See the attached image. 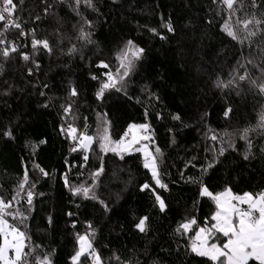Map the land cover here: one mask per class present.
Wrapping results in <instances>:
<instances>
[{
  "label": "trees",
  "instance_id": "obj_1",
  "mask_svg": "<svg viewBox=\"0 0 264 264\" xmlns=\"http://www.w3.org/2000/svg\"><path fill=\"white\" fill-rule=\"evenodd\" d=\"M13 3L21 28L8 33L21 46L11 52L0 44V52H10L0 54V198L11 201L27 173L14 204L26 219H7L25 233L28 264L45 256L51 264H74L86 229L101 257L96 264H213L192 252L196 231L214 223L215 200L202 188L213 195L264 192V93L249 82H264V0H235L234 12L221 0ZM226 20L237 39L224 31ZM33 39L47 40L51 51L30 48ZM128 41L143 52L119 85L97 98L105 73H117ZM245 73L248 79L240 81ZM103 121L114 141L133 123L148 126L165 187L140 152L101 151L96 136ZM68 126L94 138L90 150L82 148L71 161L61 137ZM81 187L87 196L74 192ZM145 217L141 232L136 225ZM193 219L187 232L177 231ZM76 264L94 263L86 253Z\"/></svg>",
  "mask_w": 264,
  "mask_h": 264
},
{
  "label": "snow or ice",
  "instance_id": "obj_2",
  "mask_svg": "<svg viewBox=\"0 0 264 264\" xmlns=\"http://www.w3.org/2000/svg\"><path fill=\"white\" fill-rule=\"evenodd\" d=\"M84 2L88 6H92V0H84ZM216 2V0H214ZM223 4L227 6L228 10L234 12V2L235 0H221ZM77 6L81 3V0H75ZM16 5L13 3V0H0V22H5L4 30L15 27L19 29L21 25L14 19H12V14L15 11ZM47 11V9H45ZM39 19V17H37ZM252 21L248 20L243 22V26L245 29L248 28V25L251 24ZM260 23V21H257ZM166 27L169 31H172L171 23L169 22ZM223 29L229 36L233 39H237L236 33L233 31L232 25L229 20H226L223 25ZM152 31H155L153 29ZM23 34V33H21ZM249 35H255V32H249ZM0 36H3V31H0ZM81 38L86 39L87 34L81 31ZM4 40L0 39V44H3ZM43 45L44 49L49 48V44L47 40L41 41L33 39L32 46L36 48L37 45ZM17 49L15 46L11 48V52H16ZM70 51H75V49H70ZM143 52L142 48H137L132 41H128L125 49L122 50L118 54V59L120 60L119 68L117 69V73L115 76L111 73H105L107 76V81L101 84L99 91L97 92V98H102L104 95V91L110 88H115L116 84L124 79L129 73V70L133 67V62L135 59H138L140 54ZM5 58L10 55L9 50L4 49L0 52ZM24 60H28L29 57L27 55L23 56ZM251 63V61H249ZM105 68L108 65H103ZM121 69L123 70L121 72ZM264 71V70H262ZM93 79H97V77H93ZM240 81H244L248 79V74L240 75L238 77ZM234 80H230L228 84H223V82H218L217 86L228 87L229 85L234 83ZM252 85L257 86L261 93H264V82L257 85L256 80L249 81ZM117 91L120 89L117 88ZM71 95H77L75 88L71 90ZM71 111V104H69L65 108V112L68 113ZM230 111V109L228 110ZM228 113L226 112L225 115ZM179 119V117H175ZM71 128V126H69ZM134 127V126H133ZM141 128H147V125H140ZM259 127L264 128V113L261 114ZM72 132H75V128H71ZM248 129L244 130L242 135V139H248ZM6 135H11L10 132L6 133ZM148 137H144L147 139ZM215 140L217 137L213 135L211 137ZM75 139V137H74ZM93 137L87 136L86 134H81L80 136V146L84 149H87L92 142ZM101 148L104 150L116 151L117 148L123 145V138L121 141L116 143L115 147L110 149L106 148L107 137L101 138ZM231 146V145H230ZM250 146V141H249ZM146 147V146H145ZM76 149L74 148L73 151ZM140 151V149H136ZM159 149H156V152L159 153ZM224 149H220V154L223 155ZM150 153L145 152V168H152V175L154 178L157 177L156 172V164L155 157L151 158V163H149L148 157ZM245 159H248L249 156L246 154L244 156ZM85 160H87V156H85ZM211 167V165H209ZM41 171H43L41 169ZM46 174V173H45ZM99 173H97L98 175ZM28 183L27 173H25L22 182L18 185V191L15 196L12 197L11 201H5L3 198H0V239H2V243H0V264H28V256L30 253H25L24 248V239L25 233L20 231L18 227L9 223L7 217H11L12 219H16L17 216L21 218V222L24 217L23 213L19 208H14L15 203H19L17 197H19L20 192L24 190L25 184ZM156 183L160 187H165V185L160 183V180L156 178ZM149 185L145 184L144 188H148ZM74 192L79 193L83 192L85 196L88 195L89 189L87 188H79L75 189ZM202 195L210 196L212 199L216 201L217 211L211 217L212 223L210 226L206 225L204 227H200L196 232L195 239L192 241V252H194L197 256L206 257L208 260L213 262V264H249L250 261H255L257 264H264V192L257 193L253 195L252 193H244L242 196L232 195L230 189H226L225 192L213 195L208 191L206 187L202 188ZM94 198V197H93ZM156 200L159 202V207L161 211L164 210L165 204L163 200H161L160 196H156ZM27 203L31 205L32 203V192H27ZM246 206V207H245ZM146 217L139 220V223L136 227L139 231L144 232L146 230ZM196 221L190 220L186 223H183L177 231L181 229L184 232H187L191 225L195 224ZM89 227H91L89 225ZM221 237L225 238L222 244L218 243L221 240ZM79 250L72 257L74 264L80 261L82 255L91 254L89 250H91V243L88 241L87 235L79 236ZM211 241V242H210ZM13 252V256H9V252ZM94 251V250H93ZM95 259L99 262V256L96 255ZM36 264H50V261L47 256L43 259H40L36 262Z\"/></svg>",
  "mask_w": 264,
  "mask_h": 264
},
{
  "label": "rangeland",
  "instance_id": "obj_3",
  "mask_svg": "<svg viewBox=\"0 0 264 264\" xmlns=\"http://www.w3.org/2000/svg\"><path fill=\"white\" fill-rule=\"evenodd\" d=\"M118 83L116 84V87L119 85ZM140 125H144V124H134V123L131 124L129 126L127 135L123 138V141H124L123 145H121V147L117 148L116 151H111V150H104V149L101 148V143L104 142V141L101 140V138L102 137H107V142H105L107 149L115 147L116 143L119 142V141H114L111 138L108 124H106L105 121H103L101 126H100V128H99L97 136H96V138L98 139V142H99V148L104 153L113 152V153H117L118 155H122L124 153L140 152L142 154L143 158H144V162H145V159H146L145 152H147V153H150V156L148 157V160H149V163H151V158L153 156L155 157L154 149L151 146V133L148 131V128H146V129L145 128H141ZM144 137H148V138L144 139ZM93 142H94V138H93L92 142L90 143L89 147L87 149H85L86 151L90 150ZM136 149H140V151H137ZM155 164H156V172H157V177L156 178L159 179L156 158H155ZM148 169L152 173V168L149 167ZM156 178H155V180H156ZM231 194L235 195L232 191H231ZM242 195H239V196H242ZM215 204H216V201H215ZM217 210L218 209H217V204H216V209H215L214 214L216 213ZM214 223H215V221H214ZM82 236H84V235H82ZM195 236H196V233H195L193 239H195ZM193 239H192V241H193ZM224 240L225 239H223V237H221V240L218 243L222 244L224 242ZM88 241L91 243V246H92L93 245V239L90 237V238H88ZM24 244L26 246L25 239H24ZM13 255H14V253L10 251L9 252V256H13ZM50 264H51V262H50Z\"/></svg>",
  "mask_w": 264,
  "mask_h": 264
},
{
  "label": "built area",
  "instance_id": "obj_4",
  "mask_svg": "<svg viewBox=\"0 0 264 264\" xmlns=\"http://www.w3.org/2000/svg\"><path fill=\"white\" fill-rule=\"evenodd\" d=\"M11 18L14 19V20H16L21 25L20 19L18 17H16V14L14 12H13ZM5 23H6V21L3 22V24H2V30H1V31H3V37H4L3 40H4V43H6L7 45H9L10 49L13 46H15L16 49L19 50L20 49V46H21L20 45L21 44V41H19V40H21V39H15L11 35H9L8 31L11 28L8 29L7 31H5L4 30ZM12 28H15V27H12ZM22 33L23 34H21V37L26 38L25 32L23 31ZM38 46L43 47L42 44L41 45H37V47ZM30 48H33V46H32V40L30 42ZM71 128H75V127L71 126ZM71 128L68 126V127H63V129L61 130V137H63L67 141V148H68V150H67L66 158L69 161H71L76 156V154L78 153V151H80L82 149V147L80 146V136H81V134H83L82 131H80V130H78L76 128H75L76 131L75 132H72L71 131ZM74 137H75V139H74ZM74 148L76 149L75 151H73ZM75 167H76V162L73 163L72 168L74 169ZM25 198H27V194L25 195ZM84 235H87V237L90 238V232H89L88 229H86L84 231ZM89 252L91 253V254H89V258H90V260H91L92 263H94V264L98 263L96 261V259H95V256L96 255L99 256V258H100L99 261H101V257H100L99 251H98V249L94 245H92V248H91V250H89Z\"/></svg>",
  "mask_w": 264,
  "mask_h": 264
}]
</instances>
